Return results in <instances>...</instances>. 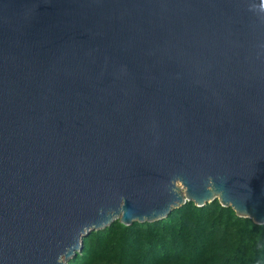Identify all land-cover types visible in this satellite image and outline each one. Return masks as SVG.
<instances>
[{
  "label": "water",
  "instance_id": "water-1",
  "mask_svg": "<svg viewBox=\"0 0 264 264\" xmlns=\"http://www.w3.org/2000/svg\"><path fill=\"white\" fill-rule=\"evenodd\" d=\"M215 199L264 225V0H0V264Z\"/></svg>",
  "mask_w": 264,
  "mask_h": 264
},
{
  "label": "trees",
  "instance_id": "trees-1",
  "mask_svg": "<svg viewBox=\"0 0 264 264\" xmlns=\"http://www.w3.org/2000/svg\"><path fill=\"white\" fill-rule=\"evenodd\" d=\"M83 242L69 264H264V225L219 199L187 201L154 221L118 218Z\"/></svg>",
  "mask_w": 264,
  "mask_h": 264
}]
</instances>
